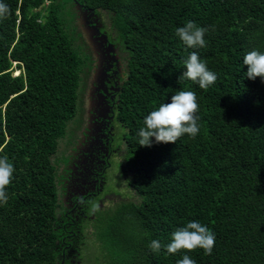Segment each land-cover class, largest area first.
<instances>
[{
  "label": "trees",
  "instance_id": "16d2710c",
  "mask_svg": "<svg viewBox=\"0 0 264 264\" xmlns=\"http://www.w3.org/2000/svg\"><path fill=\"white\" fill-rule=\"evenodd\" d=\"M72 1L106 20L124 64L115 118L121 168L137 198L117 203L93 228L104 258L177 264L187 254L197 264H264V81L249 79L243 63L247 52H264V0H3L11 14L0 20V155L15 172L0 205V264L66 262L64 242L79 257L80 228L70 239L57 233L50 163L81 77L73 45L80 34L63 14ZM189 20L209 28L206 47L189 48L176 35ZM193 51L217 76L206 91L182 76ZM182 90L198 97L197 136L139 145L144 117ZM193 220L215 233L211 255L150 251L151 240L167 244Z\"/></svg>",
  "mask_w": 264,
  "mask_h": 264
},
{
  "label": "flooded vegetation",
  "instance_id": "af4514ba",
  "mask_svg": "<svg viewBox=\"0 0 264 264\" xmlns=\"http://www.w3.org/2000/svg\"><path fill=\"white\" fill-rule=\"evenodd\" d=\"M85 9L79 5L77 12L96 50L92 57L87 55L90 62L89 73L90 75L93 73L94 81L89 82L86 108L82 116H79L80 123L67 151V162L63 167L62 177L56 183L57 196H61V198L58 197L59 205L55 212L60 230L57 233L61 238L66 239H70L72 233L82 229L81 219H93L92 210L107 208L102 207V201L111 196L119 198V201L111 206L112 208L120 201H130L132 194H135L127 183L128 174L121 168L124 146L123 127L115 118V93L124 77L123 60L108 37L107 42L112 44L113 53L106 47V43L102 41L103 38L99 36L101 32L106 34L105 30L100 27L96 16L89 15L88 9ZM94 22L99 32L91 29L90 23ZM113 56L116 59H113ZM119 125L122 127L120 135L118 134ZM115 163L119 164L118 172L126 186L128 197L124 199L120 197V194L106 193V190H103L106 184L105 172ZM90 203L93 208L89 212ZM61 245L60 253L63 257L66 256L67 260L66 262L61 260L60 264L78 262L74 251L68 249V244L64 242Z\"/></svg>",
  "mask_w": 264,
  "mask_h": 264
},
{
  "label": "clouds",
  "instance_id": "9594fccd",
  "mask_svg": "<svg viewBox=\"0 0 264 264\" xmlns=\"http://www.w3.org/2000/svg\"><path fill=\"white\" fill-rule=\"evenodd\" d=\"M11 14L10 7L0 0V20ZM176 35L189 48H204L207 46L205 33L209 28L198 26L194 21H187L184 26L176 28ZM186 71L182 76L207 90L216 83L217 76L211 71L205 60H202L196 51L189 54L184 60ZM243 63L247 65L246 75L249 79L260 77L264 81V52L251 50L243 56ZM200 110L198 97L194 91H177L171 96V103H161L144 117V126L138 131V144L151 146L155 138L156 143H176L183 135L195 138L200 132L198 124ZM14 164L8 156L0 155V205L8 201L7 187L13 181ZM215 233L199 221H189L176 228L171 233L169 243L162 245L159 240L153 239L148 247L151 252L159 253L162 247L168 254L177 252H192L197 248L205 255H211L215 247ZM177 264H197L196 260L185 254Z\"/></svg>",
  "mask_w": 264,
  "mask_h": 264
},
{
  "label": "rangeland",
  "instance_id": "374dc122",
  "mask_svg": "<svg viewBox=\"0 0 264 264\" xmlns=\"http://www.w3.org/2000/svg\"><path fill=\"white\" fill-rule=\"evenodd\" d=\"M63 10V14L65 16L69 18L72 17L71 25L74 27L72 33L78 32L80 34L76 37L75 40H73V45H75V48L76 46H79L77 47V51L79 52L78 56L80 57L81 77L77 89L75 113L70 119L65 122L64 130L61 136L57 138L56 149L54 153L50 156V163L51 165H53L55 172V183H57L59 181V178L62 177L63 167L67 162V151L72 144V141L75 136V131L77 130L80 123L79 116H82L86 108L85 103H87L86 99L88 95L89 82H91L92 80L94 81V77L92 76L93 73L91 75L89 73L88 67L90 62L86 55L92 57L93 55H95L96 51L93 47L92 42L87 36V30L84 28L82 24V19L80 18V16H78L77 8L74 6V4H72L71 6H67ZM71 11H73V13H71ZM97 21L99 22L100 27L103 28V22L106 23V20H103L102 22L99 21L97 18ZM11 65H13V62ZM11 72L12 74H16V72H14V68L11 69ZM121 132L122 127L119 125L118 134L120 135ZM117 165L119 164L115 163V165H111L110 169L105 172L104 178L106 180V184L103 190H106V193L113 192L116 194H120V197L124 199V197H128V195L125 183L123 182L122 178L120 177V173L118 172ZM58 197L61 198L60 195H58ZM136 198V195L132 194V198L130 200H136ZM116 201H119V198H117L116 196H111L110 198H107V200L102 201V207L107 208L92 210V214L94 215L93 219L83 218L80 220V227L83 226L80 234L82 243L79 244L80 246L78 245V262H74L73 264H111L106 258H104L105 250L101 248L100 244L95 239V232L92 228L95 227L96 229L98 226L102 225V221L106 218L107 213L114 208H111V206H113ZM91 208H93V205L90 203L88 207L89 212Z\"/></svg>",
  "mask_w": 264,
  "mask_h": 264
},
{
  "label": "water",
  "instance_id": "95a60500",
  "mask_svg": "<svg viewBox=\"0 0 264 264\" xmlns=\"http://www.w3.org/2000/svg\"><path fill=\"white\" fill-rule=\"evenodd\" d=\"M73 4H74V6L76 7V8H79V3L77 2V1H73ZM88 9V10H87ZM85 10H87L88 12H89V15H93L94 14V12H93V10L91 9V8H86ZM95 15V14H94ZM97 18V17H96ZM96 18H95V20H96ZM88 22H90V21H88ZM90 24H92L91 25V29H93L94 31L96 30V32H99L98 31V26H96V24H95V22L94 23H90ZM88 36V35H87ZM99 36L101 37V38H103L102 39V41L104 42V43H106V47L107 48H109L110 49V51H111V53H113V46H112V44L110 43V42H107V36H106V34L104 33V32H101V33H99ZM115 58V56H113V59ZM116 59V58H115Z\"/></svg>",
  "mask_w": 264,
  "mask_h": 264
}]
</instances>
